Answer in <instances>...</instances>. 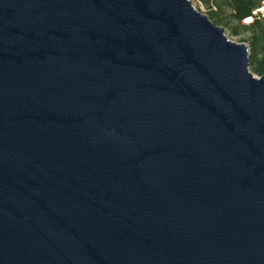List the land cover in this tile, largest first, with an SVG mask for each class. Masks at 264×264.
Wrapping results in <instances>:
<instances>
[{
    "label": "water",
    "instance_id": "water-1",
    "mask_svg": "<svg viewBox=\"0 0 264 264\" xmlns=\"http://www.w3.org/2000/svg\"><path fill=\"white\" fill-rule=\"evenodd\" d=\"M0 264H264V75L191 0H0Z\"/></svg>",
    "mask_w": 264,
    "mask_h": 264
},
{
    "label": "trees",
    "instance_id": "trees-1",
    "mask_svg": "<svg viewBox=\"0 0 264 264\" xmlns=\"http://www.w3.org/2000/svg\"><path fill=\"white\" fill-rule=\"evenodd\" d=\"M230 6V16L222 17L221 9L210 11L207 15L213 24L227 27L232 34L240 35L250 31V67L258 76L264 75V24L256 23L252 26H244L242 20L251 14V10L257 5L258 0H226Z\"/></svg>",
    "mask_w": 264,
    "mask_h": 264
},
{
    "label": "rangeland",
    "instance_id": "rangeland-1",
    "mask_svg": "<svg viewBox=\"0 0 264 264\" xmlns=\"http://www.w3.org/2000/svg\"><path fill=\"white\" fill-rule=\"evenodd\" d=\"M191 2L193 3L194 7L204 15H208L211 9L215 10L217 8L218 9L220 8L222 17L227 19L230 16L231 8L226 0H191ZM224 29H225V34L230 40L238 43H245L249 46L250 31L242 32L240 35H234L232 34L231 30L228 29L227 27H225ZM250 70L254 73L251 67Z\"/></svg>",
    "mask_w": 264,
    "mask_h": 264
},
{
    "label": "built area",
    "instance_id": "built-area-1",
    "mask_svg": "<svg viewBox=\"0 0 264 264\" xmlns=\"http://www.w3.org/2000/svg\"><path fill=\"white\" fill-rule=\"evenodd\" d=\"M256 23L264 24V0H258L257 5L251 10V14L242 20L244 26H252Z\"/></svg>",
    "mask_w": 264,
    "mask_h": 264
}]
</instances>
